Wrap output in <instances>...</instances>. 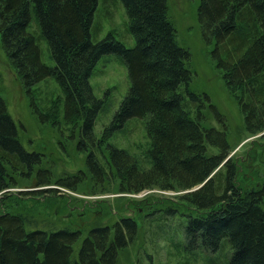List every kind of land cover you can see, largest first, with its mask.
<instances>
[{"label": "trees", "instance_id": "1", "mask_svg": "<svg viewBox=\"0 0 264 264\" xmlns=\"http://www.w3.org/2000/svg\"><path fill=\"white\" fill-rule=\"evenodd\" d=\"M121 1L135 38L132 47L113 33L94 40L99 0H0L2 45L29 91L48 77L58 83L65 117L79 127L78 147L96 184L104 186L107 179L111 191L123 193L160 184L187 190L164 202L149 195L156 206L151 214L186 218L176 230L184 235L183 251H211L213 258L205 256L209 264H264V183L249 189L236 183L238 168L229 157L224 127L208 122L212 109L223 124L221 114L207 92L191 87L190 51L178 42L168 0ZM198 18L222 78L239 92L249 125L264 123V0H198ZM44 40L54 64L43 59ZM109 54L126 65L130 84L103 132L107 140L131 120H144L147 144L138 153L110 141L102 149L104 140L95 131L108 104L95 94L91 76ZM19 132L0 94V264H116L120 250L138 234V218L124 215L130 203L118 206L119 219L95 223L86 234L70 225L51 226L22 205V195L30 201L56 200L55 188L44 187L55 182L75 190L84 171L56 180L39 169L35 188L6 203L11 188L42 164V154L27 150ZM140 200L129 199L143 205ZM227 245L230 255L224 254Z\"/></svg>", "mask_w": 264, "mask_h": 264}, {"label": "rangeland", "instance_id": "2", "mask_svg": "<svg viewBox=\"0 0 264 264\" xmlns=\"http://www.w3.org/2000/svg\"><path fill=\"white\" fill-rule=\"evenodd\" d=\"M168 5L170 18L177 30L178 42L190 51L189 64L194 75L191 87L207 92L221 114L223 124L213 114L212 109L207 114L208 122L219 129L224 127L231 146L229 157H232L238 168L236 183L243 189L261 187L264 183V123L255 127L249 125L238 100L239 92L232 90L222 78L223 73L217 68L211 54L212 45L202 35V25L198 18V0H168ZM128 22L129 18L121 0H99L94 16L93 38L98 40L113 33L127 47H132L135 45V38L128 29ZM41 47L43 59L49 64H54L46 40L42 42ZM91 83L95 94L105 99V104H108L98 114L95 126L97 137L104 140L102 149L110 141L131 152L143 151L147 144V136L142 119L131 120L122 131L113 134L107 140L108 136L103 132L106 123L129 89L130 80L126 65L110 54L102 56L94 68ZM0 94L19 126L24 147L42 154L41 167L36 166L30 178L21 179L20 185L11 188L12 198H8L6 203L13 204L17 201L21 196L19 191L35 188V175L39 169L52 172L53 179L56 180L57 178L67 180L69 175H75L82 170L85 172L84 177L75 190L55 182L44 187L55 188L56 200L42 202L48 197L43 196L39 198L41 201L38 199L30 201L28 196L22 195L21 198H26L22 201L26 204L22 205L31 207L33 212L39 214L40 219L51 226L70 225L83 229L86 234L87 229L95 223L119 219L121 215L119 208L122 209L128 202L130 209H125L124 215L134 214L138 218L139 229L132 243L120 250L116 264L210 263L205 256L213 258L214 254L211 251L205 254L194 251V255L183 251L184 235L181 237L180 232L176 230L179 225L181 226L182 219L186 221V218L179 217L178 213L171 218L165 217L166 219L159 217L160 213L151 214L156 206L151 203L150 197L153 195L149 196L150 194L155 195L157 202H164L170 198H179L178 194H183L187 190L176 191L164 188L160 184L138 193H123L117 189L111 191L109 188H114V185L107 179L103 181L106 184L104 186L101 183L96 184L97 182L88 174L86 153L78 147L79 127H75L74 119L70 121L65 117L62 89L52 77H48L29 91L9 60L2 45L1 32ZM111 182L116 184V180ZM102 188L109 191L101 192ZM145 196H149L147 201ZM129 199H141L143 205L134 204L135 202ZM136 207L138 211L135 210ZM80 243L76 245V251ZM175 244H179L181 248ZM230 252L227 245L224 254L230 255Z\"/></svg>", "mask_w": 264, "mask_h": 264}, {"label": "bare ground", "instance_id": "3", "mask_svg": "<svg viewBox=\"0 0 264 264\" xmlns=\"http://www.w3.org/2000/svg\"><path fill=\"white\" fill-rule=\"evenodd\" d=\"M53 57V56H52ZM166 207V206H165ZM177 212V211H176ZM153 213V212H152Z\"/></svg>", "mask_w": 264, "mask_h": 264}]
</instances>
